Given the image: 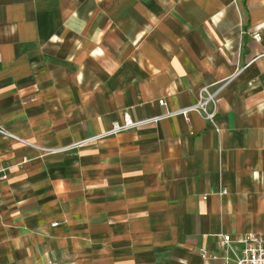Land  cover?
<instances>
[{"label":"crops","instance_id":"crops-1","mask_svg":"<svg viewBox=\"0 0 264 264\" xmlns=\"http://www.w3.org/2000/svg\"><path fill=\"white\" fill-rule=\"evenodd\" d=\"M209 84L214 125L46 151ZM0 124V264H234L264 238V0H0Z\"/></svg>","mask_w":264,"mask_h":264},{"label":"built area","instance_id":"built-area-1","mask_svg":"<svg viewBox=\"0 0 264 264\" xmlns=\"http://www.w3.org/2000/svg\"><path fill=\"white\" fill-rule=\"evenodd\" d=\"M254 39L259 40L260 34L255 33L253 35ZM211 84L204 85L200 88L198 92V98L197 101L189 106L181 107L179 109L169 111L167 113H164L159 116L152 117L150 119H145L144 121H134L130 114L128 112H124L122 115V121H115L112 123L111 128L103 133H100L98 135H95L91 137L90 139H85L84 141H80L78 143L71 144L67 147H63L60 149H47L48 152H55V151H61L64 149L72 148V147H78L81 146L88 141L91 140H97L99 138L116 134L123 130L133 129L137 126L141 125L144 122L148 121H155L159 119L161 116H168L173 114H181L183 117L187 118V115L190 111H195L199 114H201L204 119H206L208 122L212 123L214 125L215 117H216V104H217V94L220 89V86L216 87L215 89H211ZM159 104L163 105L164 100L159 99ZM217 130V129H216ZM0 135L6 136L8 138L24 142L12 133L8 132L1 124H0ZM27 159L23 158L22 162H26ZM5 168H0V180L5 179ZM1 202V198H0ZM54 225L56 224L53 223ZM230 237L228 235H222L219 240L220 247L223 248H230ZM239 242L243 244V247L241 249L240 254L235 255L234 264H264V238L257 234V233H246L243 237L238 239ZM202 257H206L207 255L205 253L201 254Z\"/></svg>","mask_w":264,"mask_h":264}]
</instances>
